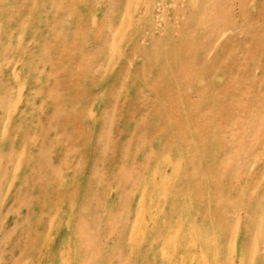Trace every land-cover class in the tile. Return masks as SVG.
<instances>
[{"label": "rangeland", "instance_id": "1", "mask_svg": "<svg viewBox=\"0 0 264 264\" xmlns=\"http://www.w3.org/2000/svg\"><path fill=\"white\" fill-rule=\"evenodd\" d=\"M0 264H264V0H0Z\"/></svg>", "mask_w": 264, "mask_h": 264}]
</instances>
